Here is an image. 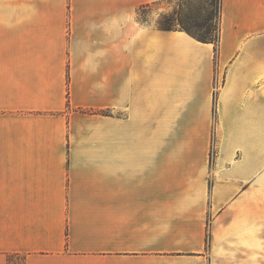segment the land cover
<instances>
[{"label":"crops","instance_id":"1","mask_svg":"<svg viewBox=\"0 0 264 264\" xmlns=\"http://www.w3.org/2000/svg\"><path fill=\"white\" fill-rule=\"evenodd\" d=\"M168 2L0 0V264H264V0Z\"/></svg>","mask_w":264,"mask_h":264},{"label":"rangeland","instance_id":"2","mask_svg":"<svg viewBox=\"0 0 264 264\" xmlns=\"http://www.w3.org/2000/svg\"><path fill=\"white\" fill-rule=\"evenodd\" d=\"M167 5V9L141 11L140 17L168 30H185L203 39H218L220 0H169Z\"/></svg>","mask_w":264,"mask_h":264},{"label":"trees","instance_id":"3","mask_svg":"<svg viewBox=\"0 0 264 264\" xmlns=\"http://www.w3.org/2000/svg\"><path fill=\"white\" fill-rule=\"evenodd\" d=\"M220 20H221V0H220ZM220 29V28H219ZM185 31V30H183ZM189 35H191L193 38H195L196 40L200 41V42H203V43H214V44H217L219 42V37L217 40H212V39H208V38H201L199 36H196L195 34L189 32V31H186Z\"/></svg>","mask_w":264,"mask_h":264}]
</instances>
